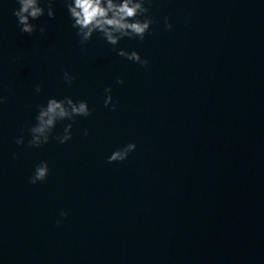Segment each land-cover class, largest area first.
Listing matches in <instances>:
<instances>
[{"label": "water", "instance_id": "obj_1", "mask_svg": "<svg viewBox=\"0 0 264 264\" xmlns=\"http://www.w3.org/2000/svg\"><path fill=\"white\" fill-rule=\"evenodd\" d=\"M16 7L0 6V264H264V0H155L152 34L119 45L147 68L99 35L80 45L61 0L44 36ZM65 96L92 116L28 147L38 106Z\"/></svg>", "mask_w": 264, "mask_h": 264}, {"label": "clouds", "instance_id": "obj_2", "mask_svg": "<svg viewBox=\"0 0 264 264\" xmlns=\"http://www.w3.org/2000/svg\"><path fill=\"white\" fill-rule=\"evenodd\" d=\"M67 10L71 21V27L75 30L79 38L80 45H87L93 40L94 36L99 35L107 44L111 45L119 57L125 58L130 62L139 64L145 68L149 61L142 57L138 51H128L119 47L122 40H136L141 42L152 34V26L155 23L151 15V9L155 0H61ZM17 5L14 10L16 24L20 32L32 36L39 32L41 36L46 35V27L38 26L34 21H39L47 16L49 19L56 18L55 4L57 0H15ZM4 0H0L3 6ZM165 26L171 31L173 25L169 18H165ZM63 80L71 86L75 77L69 71L63 72ZM118 84L123 85L124 80L118 79ZM36 93H42L40 85L35 88ZM6 102V97L0 95V105ZM104 106L116 110L112 95V88L105 89ZM93 113L89 103L85 100H75L72 97L63 98L51 97L45 104L38 106L35 115V123L28 129L30 139L27 145L30 148H41L49 144L53 139L58 144L64 145L73 140L74 125L78 118L91 117ZM67 122V123H65ZM63 124L61 132L56 133L57 126ZM55 133V135H54ZM85 136L89 135L88 130H84ZM15 143L19 146L25 145V136L20 135ZM136 143L117 148L108 158V163L126 161L129 156L137 151ZM51 169L47 161H41L30 177L33 185L46 182ZM62 218H67L68 213L62 211ZM61 221H57L60 226Z\"/></svg>", "mask_w": 264, "mask_h": 264}]
</instances>
